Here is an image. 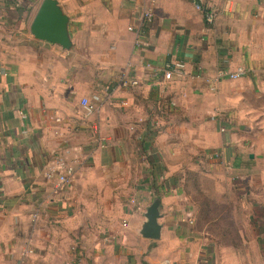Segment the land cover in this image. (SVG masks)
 <instances>
[{"label": "crops", "instance_id": "0c3cea01", "mask_svg": "<svg viewBox=\"0 0 264 264\" xmlns=\"http://www.w3.org/2000/svg\"><path fill=\"white\" fill-rule=\"evenodd\" d=\"M41 1L0 0V264H264V0H57L70 51L30 35Z\"/></svg>", "mask_w": 264, "mask_h": 264}, {"label": "water", "instance_id": "95a60500", "mask_svg": "<svg viewBox=\"0 0 264 264\" xmlns=\"http://www.w3.org/2000/svg\"><path fill=\"white\" fill-rule=\"evenodd\" d=\"M30 35L63 51L72 49L69 18L63 13L57 0H42L29 26ZM159 199H155L145 212V221L139 234L147 239L158 240L161 236Z\"/></svg>", "mask_w": 264, "mask_h": 264}, {"label": "built area", "instance_id": "2783aa9c", "mask_svg": "<svg viewBox=\"0 0 264 264\" xmlns=\"http://www.w3.org/2000/svg\"><path fill=\"white\" fill-rule=\"evenodd\" d=\"M196 9L204 13V19L206 23H213L214 15L209 11H202V7L196 5ZM153 14L150 11H146L143 13L140 19V27L134 30L136 34L135 45L137 47H141L143 45L142 32L143 27L152 22ZM132 28H129V31H132ZM150 68L149 65H147ZM184 70V63H170L166 65L163 69H153L152 77L156 80L159 76H162V79L166 82L171 81L175 76H182ZM246 74V70L244 68H237L232 73H223L224 78L229 80H238L244 77ZM124 85L137 86L138 82L136 80L133 81H121ZM100 102V98L95 96L93 99H82L80 101L81 108L86 117H90L97 110V105ZM95 130V128H94ZM46 178L49 180H56L57 186L67 185L71 182L73 176V168L66 163V160L63 155H58L54 158V162L49 166L48 171L46 172ZM125 226V225H124ZM204 256V255H203ZM76 264H83L81 260H78Z\"/></svg>", "mask_w": 264, "mask_h": 264}, {"label": "rangeland", "instance_id": "374dc122", "mask_svg": "<svg viewBox=\"0 0 264 264\" xmlns=\"http://www.w3.org/2000/svg\"><path fill=\"white\" fill-rule=\"evenodd\" d=\"M19 3H21V0H19ZM208 186V183L206 184ZM207 188V187H206ZM189 191L191 192V195H196V192L197 191H200L198 188H197V185L195 184V181H191V183H189V187H188ZM199 194V192L197 193ZM204 195V194H202ZM195 198H198L197 196H195ZM194 199V197H193ZM199 199V198H198ZM201 199H199L200 201Z\"/></svg>", "mask_w": 264, "mask_h": 264}, {"label": "trees", "instance_id": "16d2710c", "mask_svg": "<svg viewBox=\"0 0 264 264\" xmlns=\"http://www.w3.org/2000/svg\"><path fill=\"white\" fill-rule=\"evenodd\" d=\"M11 4H13V5L15 4V6H18V4H19L18 8L15 7V10H16V12H18V11L21 12V3H17L15 0H11Z\"/></svg>", "mask_w": 264, "mask_h": 264}]
</instances>
